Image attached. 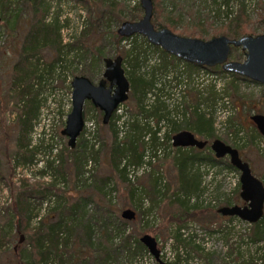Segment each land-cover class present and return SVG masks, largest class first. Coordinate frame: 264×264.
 I'll return each mask as SVG.
<instances>
[{
	"label": "trees",
	"instance_id": "trees-1",
	"mask_svg": "<svg viewBox=\"0 0 264 264\" xmlns=\"http://www.w3.org/2000/svg\"><path fill=\"white\" fill-rule=\"evenodd\" d=\"M29 1L30 13L21 16L26 32L21 39L18 56L12 68L14 75L11 85L16 88V95L23 103L22 112L18 117L17 143L13 156L15 162L18 163L32 162L37 151L38 146L35 144L30 146V140L27 138L32 129V121L38 112L37 94L41 84L55 75L60 76L67 71L71 77L75 74H85L93 80L92 75L85 69L80 70L81 72L71 70L72 64L68 60L69 55L72 52L75 54L78 52L82 57L86 52L91 51V45L86 43V38L95 30V27L102 26L104 22V25H108L106 22L115 19L118 22L124 21L126 18L137 20L141 15L139 2L131 8L130 12L123 13V3L119 0H95L102 8L100 12L98 8L97 10L93 9L96 6L92 0H83L86 9H88L85 14L88 23H85L77 37L63 42L60 11L50 14L51 5L48 0ZM204 1L211 4L212 8L216 6L217 15L225 17L231 23L225 27V30L220 29L223 31L221 33H230L229 36L237 38L240 35L253 32V29L249 28L251 18L246 14L244 1L240 2L236 12H232L230 8L231 2L236 0ZM8 3L9 0H0L1 17L6 21L9 20L8 15H4L9 10ZM257 3L258 7H261L258 14L264 20V0H257ZM158 9L159 3L157 7L156 4L154 6L153 23L157 27L166 25L175 29V16L168 14L161 18L162 12L160 10L158 12ZM21 17L14 14L11 21L14 20L17 24L16 22H19ZM194 30V28L185 27V32L188 35L192 34L193 36V34L199 33L200 37H203L205 33H208L207 29H196L197 32ZM218 33L215 31L212 36L218 35ZM112 36L116 45L131 38L130 47L126 48V52L122 53V56L124 66L125 63L129 65L128 68L125 67L131 81V97L129 96V99L132 98L136 102L134 109L136 115H134V119L131 117V120L126 117L122 119V123L125 126L128 125L127 130L123 128L122 131L116 124V119H121L122 116H118L117 110L114 112L115 114L108 121L113 136L110 148L104 147L103 143L99 149H96L92 144L89 146L84 137L85 129L78 136L79 139L73 149L66 147L67 157L71 160V169L73 170V185L71 187L60 188L58 186V177H62L63 182H67L69 178L67 172L64 171L66 159L62 154H58L51 159L46 158L43 168L39 171L41 175L48 176L47 180L40 181L35 176L22 177L21 185L16 189L12 188V191L15 190V196L12 203L14 213L10 216V222H16L19 230L27 231L24 244L16 250L12 249L15 261L19 264H115L114 262L121 255L131 260L136 259L138 254L148 251V248L140 240V233L133 232L130 226L131 223L138 224L140 214L145 213L141 207L142 200L147 195L154 205L168 200V204L175 207L174 214H170V218L178 224L177 233L173 236L178 248L181 246L187 248L190 243L185 241L181 229L190 220L210 222L209 216H217L219 213L218 207L210 206V203L203 199V195L208 191L206 185L202 186L201 167L205 165L210 169V167L222 163L229 169H237L224 157L217 158L211 151L212 149L210 150V145L197 148L194 146L175 147L173 144L172 161L176 167L177 177L173 189L166 183H163L162 186L163 177L160 173H157L158 175L153 178L148 190L144 188V185L141 184V187H137L135 182L130 181L126 187L129 195L128 198L125 197V201L126 205L132 206L138 213L134 220H128L121 216L117 204L110 198L107 199L115 189L111 187V179L114 175L124 177L129 165L141 166L147 162L151 163L154 155L162 146V133L166 134L170 140L175 132L189 129L197 137L208 142L218 138L214 126L215 120L212 116V108L217 105L220 96L217 83L209 84L206 97L203 95L202 87L192 86L190 102L181 99L182 89L180 90V88L182 85L190 84L194 79L193 74L202 68L211 73L220 72L232 76L233 79L229 82L232 84L239 77L247 80L249 78L226 72L222 65L204 67L196 63L182 61L178 56L167 53L161 46L154 45L141 34L123 37L118 34L117 30H114ZM116 47L118 53L122 52L118 46ZM98 48L93 59H105L106 53L103 48ZM49 50L52 51V56L49 61L42 62L40 59H42L44 51ZM150 52H159L160 55L156 56L155 53ZM143 66L149 68L142 71ZM68 82L69 90L70 80ZM203 83L205 80L198 82V84ZM232 88L237 94V86L232 85ZM183 103L184 109H179ZM84 104H90L92 108L98 109L89 100H86ZM170 105L172 108L168 109ZM141 114L147 119V125L142 127L139 123ZM225 117L230 120L229 115ZM153 118H155V126H151L149 123V119L153 120ZM85 120L86 115H84ZM115 125L117 126L115 127ZM235 133L239 134L238 131ZM120 134H123L124 137H121ZM224 141L237 147L234 141L228 139ZM149 148L150 150H148ZM102 151H104L103 159H107L112 170L110 175H98L92 173L89 167L86 168L90 160L98 162L101 159ZM1 177L2 174H0ZM109 187L112 190H108V192L106 189ZM136 190L141 192L136 193ZM239 190L240 187H237L234 195L226 196L223 203L228 205L240 203ZM209 196L211 197V194ZM43 203L48 204L44 207V212L41 215L37 212L36 206L42 207ZM90 203L95 204L89 208ZM227 217L233 219L235 215ZM31 220L35 223L33 228L28 227ZM209 222H205V224ZM249 226L250 239L264 255V215L262 219L256 223H250ZM92 251L95 253L91 256ZM182 258L183 256L178 254L177 259L170 263L180 264ZM184 258L188 259V257ZM238 262L239 264H258L253 256H248Z\"/></svg>",
	"mask_w": 264,
	"mask_h": 264
},
{
	"label": "rangeland",
	"instance_id": "rangeland-1",
	"mask_svg": "<svg viewBox=\"0 0 264 264\" xmlns=\"http://www.w3.org/2000/svg\"><path fill=\"white\" fill-rule=\"evenodd\" d=\"M48 1L51 5L50 14L60 11V23L63 27L61 29V37L63 38V42L71 40L72 37H77L85 23H88L86 22L85 15L88 9H86L84 1ZM153 1L156 7L159 3L158 12L159 10L162 12L161 18L168 14L175 16L174 22H176V27L173 30L179 34L188 35L185 32V27L194 28L195 32H197L196 29H207L208 33H205L201 38H210L213 37L212 34L215 31H218V34H223L221 33L223 31L220 29L223 28L225 30V27L230 23L225 17L217 15L216 11L218 10L216 6L212 8V5L206 3L204 0ZM242 1L245 3L246 14L251 18L249 28L253 29L252 33L259 34V32H264V20L258 14L259 10L261 11V7H258L257 0L232 1L231 11L236 12ZM29 2V0H9V10L4 14L5 16L8 15V21L1 17L2 13L0 11V174H2L0 178V264H19L15 261L12 249L15 248L16 250L26 241L27 231L19 230L15 224L16 222H10V216L14 213L12 203L15 190L12 191V188L16 189L21 185L22 177L35 176L37 180H47L48 176L41 175L39 172L43 168L44 160L62 154L64 159H66L64 171L67 172L69 178L67 182H63L61 180L62 177H58V186L64 188L65 186L71 187L73 185V170L71 169V160L67 157L66 149V147L69 148L67 145L68 138L66 135L61 134L66 114L71 108V93L69 91L71 90V85L68 90V80H71L72 77L67 70L66 73H62L60 76L55 75L46 82H43L38 90L39 108L35 115L36 118L32 121V129L27 138L30 140V146L34 144L38 146L32 162L18 163L13 159L19 127L18 117L22 112L23 103L16 95V88H13L11 85L14 75L12 74V68L18 56L21 39L26 32V27L21 16L30 13ZM119 2L123 3V13L130 12L137 2L141 5L140 0H119ZM92 3L96 6L93 9L97 10L98 8L100 12L102 8H100L99 4L95 0H92ZM140 12L141 17L144 13L142 6ZM14 14H18V17H21L20 21L16 22L17 24H15L14 20L11 21ZM64 17H66V20H64ZM121 22L122 20L118 22L115 19L106 22L108 25H104V22L102 26L95 27V30L86 38V43H90L91 45V51L86 52L82 57H80L78 52L77 54L72 52L69 55L68 60L72 64L71 70L81 72L80 70L85 69L86 72L92 75L95 82L101 78L105 70L104 59H93V56L99 50L98 47L103 48L106 56L112 57L126 52V48L130 47L129 41H131V38L130 40L122 41L120 45H116L113 41L112 32L117 30ZM227 34L231 35L230 33ZM188 36H192V34ZM193 36L200 37L199 33L193 34ZM116 46L122 52L118 53ZM150 53H155L156 56L160 55L159 52ZM230 53L231 59L243 60L246 57L241 46L233 47ZM52 54L50 50L44 51L43 57L40 60L42 62L49 61ZM74 54L75 56L73 57ZM181 60L186 61L185 59ZM128 66V63H125L124 68H128ZM148 68L143 66L142 71ZM193 78L190 84H184L180 88V90L182 89L181 99L188 102L191 101L190 90L192 86L202 87L204 90L203 95L206 97L209 84L217 83L216 86L220 96L217 105H214V108H212L217 137L223 140L234 141L242 157L251 163L253 172L264 180V136L259 132V129H257L255 123L250 118L253 112L264 113V84L242 77H239L232 84L229 83L233 79L232 76H227L220 72L211 73L205 68L195 72ZM202 80H205V83L198 84ZM232 85L237 86V94ZM130 92L129 96L131 97ZM135 106L136 102L132 98L119 105L116 113L122 117L121 119H116V124L119 125L120 130L122 129L123 131V128H126V130L128 128V125L125 126L122 123L123 118L126 117L131 120L132 117L134 119V115H136V112H134ZM171 108L172 105L168 106V109ZM179 109H184V103L179 106ZM84 115H86L84 137L88 141V145L91 146L92 144L96 149H99L103 143L104 147L110 148L113 140L112 128L108 123H103L102 111L99 108L97 110L92 108L90 104H85ZM227 115H229L230 120L226 119L225 116ZM139 117L140 126H146L147 119L145 116L141 114ZM149 123L151 126H155V118L153 120L149 119ZM144 129L142 130L145 131ZM235 131H238L239 134H236ZM120 135L124 137L123 134ZM161 140L162 146H160L157 154L154 155L151 163L147 162L141 166L136 164L129 165L124 177L114 175L111 179V187L115 189L114 191L111 187L106 189V191L112 190L107 199L110 198L112 202L117 204V207L120 209L119 213L125 207L133 208L130 205H126L125 201V197L129 195L126 187L130 181L135 182L137 187H141L142 184L147 189L150 187L153 178L158 175L157 173H160L163 177L161 181L162 186L163 183L169 184L172 189L175 186L177 177L176 167L172 161L174 147L172 139L169 140L167 135L162 133ZM103 154L104 151L100 153L101 159L98 162L93 159L90 160L86 168L89 167L92 173L98 175H110L112 170L108 165L107 159H103ZM224 159L229 161L228 156H225ZM201 172L203 176L202 186L206 185L208 191V193L203 195V199L206 200L205 202L210 203V206L219 207L223 205L226 196L234 195L237 187H240V193L241 174L238 169H229L221 163V165L210 167V169L203 165ZM138 192L141 191L138 190L136 193ZM209 194H211L212 198ZM142 201L143 205L141 209L145 213L142 214L143 216L140 214L138 224L131 223L130 229L133 232L140 233V235L149 232L156 236L161 249L159 254L160 259L158 260L148 249V251L138 254L134 260L121 255L114 262L115 264H171L170 262L177 259L178 254L183 256L180 264H239V260L241 261L248 256L256 258L258 264H264V255L248 235L250 223L247 220L244 221L238 216L229 219L220 213L217 216H209L210 222L190 220L181 229L185 241L187 240L190 244L187 248L182 246L178 248L173 236L177 233L176 228L178 224L170 218V214H174L175 207L169 205L168 200L154 205L149 195ZM240 203H243L242 199ZM47 204L43 203V208L36 206L37 212L42 215L44 207ZM94 204L90 203L88 207H93ZM205 222L209 223L205 224ZM33 226H35V223L31 220L28 227L33 228ZM20 236H22V241L19 239ZM93 253L95 251H92L91 256ZM184 257H188V259Z\"/></svg>",
	"mask_w": 264,
	"mask_h": 264
},
{
	"label": "water",
	"instance_id": "water-1",
	"mask_svg": "<svg viewBox=\"0 0 264 264\" xmlns=\"http://www.w3.org/2000/svg\"><path fill=\"white\" fill-rule=\"evenodd\" d=\"M143 15L137 20L126 19L117 28L120 36L127 37L134 34L144 35L154 45L161 46L167 53L185 59L200 66L222 65L226 72L240 74L260 84H264V32L259 34H243L231 37L228 34H218L210 38L179 34L168 26L157 27L153 23L154 1L140 0ZM241 46L246 57L243 60L230 58L232 47ZM105 70L96 82L88 75L75 74L70 80L71 108L66 114L62 135H66L67 145L74 148L79 134L84 128V102L89 100L99 108L103 114V123L107 124L119 105L129 99L131 81L124 68L122 54L115 57L106 56ZM250 118L257 129L264 135V113H252ZM174 146H194L203 148L209 142L196 136L189 129L175 132L172 137ZM210 147L217 158L229 157V162L240 171V196L243 203L232 205L223 204L218 207L221 215L238 216L249 223H256L264 215V182L253 172L251 163L241 156L238 148L222 138L210 141ZM121 216L134 220L136 210L125 207ZM22 241V236H20ZM140 240L149 251L160 259V247L157 237L147 232L140 236Z\"/></svg>",
	"mask_w": 264,
	"mask_h": 264
},
{
	"label": "flooded vegetation",
	"instance_id": "flooded-vegetation-1",
	"mask_svg": "<svg viewBox=\"0 0 264 264\" xmlns=\"http://www.w3.org/2000/svg\"><path fill=\"white\" fill-rule=\"evenodd\" d=\"M233 47H234V46H233ZM233 47H232V48H233ZM231 50H232V49H231ZM243 51H244V50H243ZM234 60H235V59H234ZM253 113H255V112H253ZM259 113H260V112H259ZM251 120H252V119H251ZM253 122H254V121H253ZM263 136H264V135H263ZM207 145H210V141H209V144H207ZM207 145H206V146H207ZM203 148H204V147H203Z\"/></svg>",
	"mask_w": 264,
	"mask_h": 264
}]
</instances>
